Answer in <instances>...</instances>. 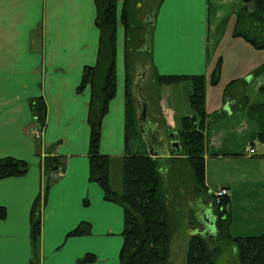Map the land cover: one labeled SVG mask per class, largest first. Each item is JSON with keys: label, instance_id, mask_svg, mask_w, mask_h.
I'll return each mask as SVG.
<instances>
[{"label": "crops", "instance_id": "1", "mask_svg": "<svg viewBox=\"0 0 264 264\" xmlns=\"http://www.w3.org/2000/svg\"><path fill=\"white\" fill-rule=\"evenodd\" d=\"M122 1L120 7L117 5L118 14ZM210 9L208 0L161 1L153 19L149 48L150 62L157 73L204 74L207 83L217 60L208 53L209 33L213 30ZM94 18L93 0H0V158L14 157L28 163L24 174L0 178V207L5 210L0 218V264H29V212L35 197L43 192L42 163L49 152L62 160L64 170L59 178L52 179L41 207L40 264H119L123 209L106 200L99 184L89 180V88L77 91L83 67L96 60L99 32ZM115 72V94L102 119L99 150L119 163L126 151L124 30L120 22L116 28ZM134 92L137 112L140 114L145 105L144 121L149 120L148 101L142 93ZM39 96L46 103V116L41 136L36 139L33 132L38 124L29 101ZM234 101L222 103L234 105ZM158 106L160 111L152 113L156 120L151 116L153 127L144 134L145 147L148 154L167 164L174 157L171 142L176 138L172 134L176 135L177 112L161 98ZM223 109L224 114L206 110L205 165L209 157L249 159L255 153L250 154L245 146L237 155L227 146L223 139L226 132L217 130L219 120L236 111L230 112L227 106ZM190 114L185 111V115ZM212 121L215 125L210 130ZM240 176L243 180L255 178L252 174ZM204 185L206 194L211 195L206 169ZM221 187L231 200V182ZM196 200H201L199 194ZM198 204L194 202L191 208L199 210ZM198 212L200 232L204 235L210 222L215 232L210 198ZM81 222L89 224V233L68 235ZM253 230L232 235L231 223L229 227L232 236L258 235L264 228ZM197 231L194 228L193 232ZM90 253L95 257L93 261L79 262Z\"/></svg>", "mask_w": 264, "mask_h": 264}, {"label": "trees", "instance_id": "2", "mask_svg": "<svg viewBox=\"0 0 264 264\" xmlns=\"http://www.w3.org/2000/svg\"><path fill=\"white\" fill-rule=\"evenodd\" d=\"M162 0H147L148 17L143 21L136 4L140 0H123L120 13L117 12V0H93L95 6L94 24L98 29L96 60L93 65H85L77 91L89 88L87 123L89 125L88 160L89 180L99 184L104 198L120 205L123 209V242L119 251V264H171L169 260L170 241L175 231L170 213V199L173 193L171 182L179 184L181 168L171 174L174 165L183 167V174L193 182L195 194L205 189L204 155L206 110L205 85L206 77L200 75H159L151 65L150 48L152 23L158 6ZM243 5L236 13L232 36L242 38L256 49H264V0H240ZM209 7L212 0H208ZM249 5L250 9H249ZM120 24L124 30V61H125V153L119 159L121 170V187L113 189L110 182V165L112 158L99 150L101 123L108 103L116 89V28ZM142 23L145 25L142 26ZM143 45L139 47V42ZM144 51L153 68L154 81L158 86L171 85L182 80H189L191 92L188 96L190 115L179 118L175 129L179 151L172 150L174 157L169 163L148 154L146 151H132L129 141L139 135L137 117V97L131 87L132 68L136 52ZM218 57L208 76L211 84H216L220 76ZM264 74V62L251 70L253 77ZM234 82L231 80L225 91ZM156 98L157 94H156ZM246 110L259 128L256 135L264 142V99L251 103L247 98L236 103ZM235 104V105H236ZM38 128H43L46 116V103L43 97H35L29 101ZM237 107V106H236ZM44 187L30 208L29 237L31 257L29 264H40L39 244L41 234V207L46 199V192L52 174L57 169L64 170L62 160L49 152L43 158ZM28 163L14 157L0 158V178L19 176L26 172ZM169 171L164 182L163 170ZM180 170V171H179ZM180 173V174H179ZM172 183V184H173ZM206 192V191H205ZM211 200L214 215L215 232L213 236H204L195 232L188 237L184 264H216L215 257L221 252V245L230 244L236 250L233 264H264V231L258 235L232 236L229 231L231 217L228 209L229 197L224 196L218 204ZM169 202V203H168ZM168 203V204H167ZM5 215L0 207V218ZM90 231L89 224L81 222L68 235H85ZM210 242L214 246H210ZM95 259L93 254H86L79 262Z\"/></svg>", "mask_w": 264, "mask_h": 264}, {"label": "rangeland", "instance_id": "3", "mask_svg": "<svg viewBox=\"0 0 264 264\" xmlns=\"http://www.w3.org/2000/svg\"><path fill=\"white\" fill-rule=\"evenodd\" d=\"M117 5L120 7L119 0ZM242 5L243 3L240 0H212L209 20L210 27H213V30L211 28L209 33L208 53L212 59L221 57V70L216 84L213 85L207 81L205 85V110L210 114L216 111L224 114L223 108L227 106L230 112L236 111L235 113L222 116L219 120L217 130L226 132L223 139L227 141V146H230L237 155L243 153L245 146L255 148V153L249 159H217L209 157L204 166V169H206V181H208L211 191L221 188L227 181L231 182L232 198L228 209L231 217L232 235L243 233L242 231L244 230L254 229L253 231H258L264 228L259 229L264 224V162L261 161L264 157V142L256 135V132L259 131L257 123L247 115L246 110L236 104L244 98H247L251 103H257L264 99V74L255 77L251 75V70L264 62V49H256L242 38L232 36L236 13ZM136 7L139 9L140 18L144 21L146 16L148 17L149 12L147 10V0H140ZM143 25L145 23H142ZM138 44L141 47L143 42L140 41ZM135 58L131 69V87L139 95L142 93L143 99L148 101V117L149 115L150 117L149 120L139 121L141 136L131 139L129 147L132 151H146L144 134H148V129L153 127L152 113L156 114V112L160 111L158 110V100L161 98L166 101L177 112L174 118L176 129L181 115H185V111L191 112L188 104L191 83L189 80H182L171 85L157 87L154 81L153 68L149 64L146 52H136ZM158 74L182 75L177 72H158ZM231 80H234V82L226 92L225 88ZM156 94L158 98H156ZM223 100H235L234 105L230 103L223 105ZM136 114L137 117L140 116L139 112H136ZM153 118L156 120L157 117ZM209 123L211 130L214 121ZM162 133L166 139L167 132L165 129ZM114 162L113 159L111 183L113 188L120 189V164ZM180 168L182 174L179 173V184L171 182V185H174L173 193L169 194L171 197L169 209L172 223L175 226V231L170 241L169 260L171 264H184L188 237L195 233L193 232L194 228L198 230L197 232H200L202 223L200 222L201 213L199 214L198 211L201 205L207 203L209 198L205 192L206 190L202 189L200 193L201 200H196L197 194L192 191L194 184L186 177L185 173L183 174L182 165H174L171 174H175L176 170ZM162 172L165 182L169 171L166 169ZM241 174H252L255 177L254 181H251L250 177H246L243 180V177L240 176ZM194 202L199 203V210L194 211L191 208ZM214 245V243L210 242L211 247ZM235 259V248L230 244L223 243L221 252L215 257V262L216 264H233Z\"/></svg>", "mask_w": 264, "mask_h": 264}, {"label": "built area", "instance_id": "4", "mask_svg": "<svg viewBox=\"0 0 264 264\" xmlns=\"http://www.w3.org/2000/svg\"><path fill=\"white\" fill-rule=\"evenodd\" d=\"M41 130L42 128H37L36 130H34L33 132V136L36 138V139H39L40 136H41ZM246 150L252 154L255 152V148L252 147V146H247L246 147ZM63 174V170L62 169H57L55 171V173L52 174V178L56 179V178H59L61 175ZM212 197H213V200L216 204H218L220 202V200L224 197V196H227V190L225 188H219L217 190H214L212 191Z\"/></svg>", "mask_w": 264, "mask_h": 264}, {"label": "water", "instance_id": "5", "mask_svg": "<svg viewBox=\"0 0 264 264\" xmlns=\"http://www.w3.org/2000/svg\"><path fill=\"white\" fill-rule=\"evenodd\" d=\"M146 50H149V47H147ZM145 110H146V106L143 105V106L141 107V112H140V114H139L140 116L138 117V120H139V121L145 119ZM173 136H175L174 133L172 134V137H173ZM171 146L175 147L176 151H179L178 142H177L176 140H173V141L171 142ZM210 225H211V227H212L213 222H210ZM211 227L207 228V231H206L205 234H204L205 236H213V235H214V232H213V230L211 229Z\"/></svg>", "mask_w": 264, "mask_h": 264}]
</instances>
